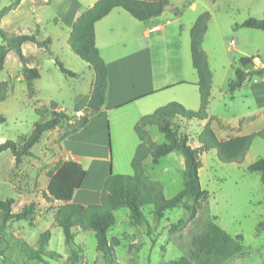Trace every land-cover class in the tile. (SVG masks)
<instances>
[{"label": "rangeland", "instance_id": "1", "mask_svg": "<svg viewBox=\"0 0 264 264\" xmlns=\"http://www.w3.org/2000/svg\"><path fill=\"white\" fill-rule=\"evenodd\" d=\"M49 2L41 12L45 17L40 23L39 39L51 38L49 50L25 42L21 46L28 57L29 66H36L39 78L36 80L35 95L28 94L27 84L22 78V64L16 54L10 50L6 55L4 67L0 71V80L10 79L12 88L5 100L0 102V142L17 140L21 135H27L39 119L35 108H47L51 101L71 112V104L75 93L90 84V71L93 70L65 46V26L57 23L60 2L58 0H0V9L9 7L1 18L5 21L3 29L8 34L36 32L32 10ZM52 1V2H51ZM51 2V3H50ZM82 10L84 9V0ZM209 12L210 19L202 41V48L207 54L212 72L211 94L217 95L220 90L227 91V84L234 79V66L241 56L258 55L254 61L257 66L264 61V31L238 26L249 17L264 18V0H198L196 12L185 11V20L195 14ZM33 17V18H32ZM197 18V17H195ZM190 41V38L187 37ZM234 41L233 46L230 45ZM186 60L181 67L195 80H198L191 62L190 47L187 46ZM58 58L64 67L73 68L76 76H66L55 63ZM184 58V57H183ZM247 66L246 69H251ZM71 70V69H70ZM94 78V77H93ZM259 78V77H257ZM173 95L172 99L161 100L157 106L171 101L182 104L186 109L197 110L200 97L197 87L179 86L165 92ZM176 95V96H175ZM181 95L184 99H180ZM236 95L232 102L225 96V103L211 99L208 112H218L225 118H233L239 112L250 111L253 105L247 99ZM225 104V105H224ZM153 109H143L141 115L132 112L121 125L113 124L111 119V154L116 174H132L131 159L139 143L134 130V124ZM235 118V117H234ZM206 121L196 119L176 118L174 125L180 126V132L188 135L189 144L197 146V136ZM212 122L216 125L214 118ZM67 121L62 126L45 131L40 140L31 148L32 155L26 156L19 164L7 150L0 153V199L12 197V210L19 211L25 204H33L32 219L18 220L10 224L9 232L24 239L32 247L38 246L40 233L50 231L46 249L57 251L60 257L50 259H27L18 249L6 248L0 253V264H66L69 250L64 244L62 229L54 220L55 203H48L42 196V190L48 183L47 173L59 159H66L60 149L61 142L57 139L64 130ZM247 130H264V118L245 121ZM150 137L157 143L164 141V136L156 126L146 127ZM224 131V132H223ZM227 131V132H226ZM218 130L219 136L233 135L232 130ZM264 158V138L255 137L241 163H222L218 160L216 150L211 149L200 155L202 166L199 169L200 184L208 190V198L202 203L194 218H189L183 208L166 211L162 218L155 220L152 206L143 208L148 226H136L129 222L128 209L114 210L115 222L107 231L108 238L116 237L119 244L114 246L117 264H168L186 255L193 245V237L202 233L210 222L217 223L231 235L242 234L245 254L233 257L222 264H264V231L257 232L258 222L264 220V188L259 173L251 172L247 166ZM146 174L159 181L167 198L174 196L183 185V156L173 151L161 157L154 164L148 157L143 162ZM184 219V225L177 230H171L172 225ZM74 243L81 247L80 258L76 264H107L105 258L96 250V240L92 230L75 228Z\"/></svg>", "mask_w": 264, "mask_h": 264}, {"label": "trees", "instance_id": "2", "mask_svg": "<svg viewBox=\"0 0 264 264\" xmlns=\"http://www.w3.org/2000/svg\"><path fill=\"white\" fill-rule=\"evenodd\" d=\"M168 5L169 0H97L92 6L82 11L73 22L67 44L69 49L86 62L94 72L90 98L83 112L79 115H70L61 110L37 107L35 112L39 119L34 123L30 133L19 136L17 140L0 142V153L9 150L14 156L15 163L19 164L24 157L32 155L31 148L40 140L42 134L56 126H62L63 120L67 123L57 139L58 142L84 127L89 116L102 109L107 89L108 67L95 44V22L115 7H121L137 20L143 21L160 15ZM8 10L9 7L0 9V21ZM209 19V12H202L190 28L192 64L198 74V82L195 85L198 87L200 96L199 108L197 110L186 109L179 102L171 101L157 107L152 113L141 116L134 124L139 143L131 159L132 174L111 172L104 181L99 203L83 205L71 201L86 173L79 162L59 159L48 171V183L42 190V196L48 203H55L54 220L62 229L64 244L70 253L66 264H76L80 258L81 247L74 243L75 232L73 230L75 228L92 230L96 240V250L103 255L107 264H117L114 246L119 244V240L116 237L109 239L107 231L115 222L113 212L118 208L128 209L131 224L147 228H149L148 222L142 211L146 206H152L155 220H159L166 211L175 208H183L187 217L194 218L202 203L208 198V190L201 186L198 174L202 166L200 155L215 149L220 162L241 163L253 139L255 137L264 138V130H258L222 139L218 138L211 126L208 104L212 72L207 54L202 48ZM238 26L264 31V18L249 17ZM50 41V37L39 39L38 30L31 34H8L0 26V71L4 67L6 55L12 50L22 64L23 79L28 82L38 78L40 76L38 68L28 65V57L23 53L21 46L25 42H32L48 51ZM256 57L258 55L238 58L234 66V79L227 84L229 92L238 89L252 78L264 77V61L261 66L255 67ZM55 63L66 76H76V73L64 67L58 58H55ZM247 66H252V68L246 69ZM27 87L28 94L33 95V88L29 82ZM11 88L10 79L0 80V102L5 100ZM180 117L206 121L197 136V146H191L188 142V135L180 132V126L174 125L173 119ZM0 120L4 119L0 118ZM149 125L156 126L163 134V142L157 143L152 140L146 130ZM173 151H178L183 156V185L174 196L167 198L163 193L162 184L146 174L143 162L150 157L152 163L156 164L161 157ZM247 169L259 173L264 188V158H258L250 163ZM13 202L12 197L0 199V253L6 248H14L30 260L44 257L59 258L60 254L57 251L45 248L50 238L48 229L40 233L36 248L9 232L12 222L32 219L34 213V206L31 203L23 205L19 211L14 212ZM184 222V219H180L172 225L171 230L179 229ZM256 230L257 232L264 231V220L258 222ZM192 241L193 245L186 255L168 264H222L233 257L243 256L246 252L242 234L233 236L215 222H210L202 233L194 235Z\"/></svg>", "mask_w": 264, "mask_h": 264}, {"label": "crops", "instance_id": "3", "mask_svg": "<svg viewBox=\"0 0 264 264\" xmlns=\"http://www.w3.org/2000/svg\"><path fill=\"white\" fill-rule=\"evenodd\" d=\"M58 1L60 2L58 16H55L54 20L68 29L65 38V46H68L67 40L73 22L82 11L97 0H84L83 10L81 0ZM197 3L198 0H169V5L160 15L143 21L137 20L123 8L115 7L95 22V44L108 67L106 98L102 109L91 114L84 127L61 141L60 149L64 157L79 162L86 171L80 187L72 196V202L88 205L100 201L104 181L115 169L111 154L112 117L113 124L118 122L121 125L123 119L132 112L141 115L143 113L141 110L157 107L164 97L173 98L171 94L162 95L165 92L179 86L197 87L195 84L198 80L190 78L191 75L181 67L182 61L186 60L188 43L190 47L187 37L190 38V28L197 17L195 14L185 20L184 15L186 10L195 13ZM48 4L46 1L44 5L32 10L31 15L34 14L36 18L34 24L38 34L40 23L45 18L41 12ZM0 26L3 28L8 25L2 19ZM258 60L260 61L259 58ZM190 62L192 64V57ZM89 76L91 80L88 87L85 90L82 88L80 93L74 92L71 112L56 101H51L47 108L61 110L70 115L81 114L90 98L94 72L92 74L90 71ZM38 78L28 81L33 88V95L36 93L35 84ZM24 82L28 83L25 80ZM236 95L250 100L249 107L251 102L253 109L239 112L237 116H232L233 118H225L218 112L212 114L208 112L211 126L218 138L224 139L258 131L247 130L245 121L264 118V77L252 78L233 92L227 89L225 92L220 90L214 96L210 94L208 107L211 99L225 103L224 98L227 96L231 100L228 102H232ZM177 97L184 99L181 95ZM218 130H232L233 135L227 136L226 131L221 137Z\"/></svg>", "mask_w": 264, "mask_h": 264}, {"label": "built area", "instance_id": "4", "mask_svg": "<svg viewBox=\"0 0 264 264\" xmlns=\"http://www.w3.org/2000/svg\"><path fill=\"white\" fill-rule=\"evenodd\" d=\"M234 44H235L234 41H231L230 45L233 46Z\"/></svg>", "mask_w": 264, "mask_h": 264}]
</instances>
